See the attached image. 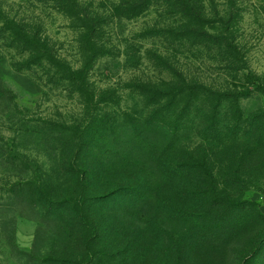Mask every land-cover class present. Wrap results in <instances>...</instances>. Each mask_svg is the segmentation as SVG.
I'll use <instances>...</instances> for the list:
<instances>
[{
    "label": "rangeland",
    "instance_id": "rangeland-1",
    "mask_svg": "<svg viewBox=\"0 0 264 264\" xmlns=\"http://www.w3.org/2000/svg\"><path fill=\"white\" fill-rule=\"evenodd\" d=\"M169 1L0 0V264H264V0Z\"/></svg>",
    "mask_w": 264,
    "mask_h": 264
},
{
    "label": "trees",
    "instance_id": "trees-1",
    "mask_svg": "<svg viewBox=\"0 0 264 264\" xmlns=\"http://www.w3.org/2000/svg\"><path fill=\"white\" fill-rule=\"evenodd\" d=\"M151 1L152 0H134L135 3L130 5V9H128V11L130 10L131 13H134L136 11L141 12V10L143 11V9L148 7ZM162 1H164L167 5L168 3L169 4L171 3L169 0H162ZM171 5L179 7L180 12L184 14L187 13V15L191 17L192 24H197V23L201 24V21L198 20V17L195 14L194 9L191 8L188 5V3H183V2H181L180 4L172 3ZM69 9H70L69 11L71 12V15L79 19V21L82 24V27L84 28V33L81 37V45H82L84 52L86 53V61H85L82 71H78V72H73L65 65L57 63V62H56V66L63 73V75H66L67 77L66 79L78 88V91L81 95L83 94L86 98H94L91 92L87 89L84 79H85V72H88L90 70V66L92 62L95 60V58L99 54L94 44V40H93L94 34H95V26L91 22V20H89L87 17L81 16L82 14H80L78 10H76V8L74 7V4H72V7ZM191 31L192 30H190L189 33ZM179 80H181V77L179 78ZM171 92L175 98L182 95V91L177 89L176 87L172 88ZM164 96H166V94ZM257 250H259V245L254 247V249L250 253V257H252V255H254L257 252ZM247 259L249 258L246 257L244 259V262L247 261Z\"/></svg>",
    "mask_w": 264,
    "mask_h": 264
}]
</instances>
